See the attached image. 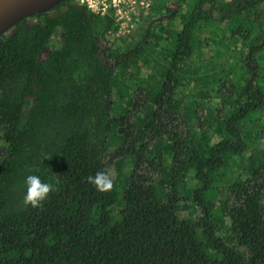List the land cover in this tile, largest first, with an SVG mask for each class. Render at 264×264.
Instances as JSON below:
<instances>
[{
	"label": "trees",
	"instance_id": "obj_1",
	"mask_svg": "<svg viewBox=\"0 0 264 264\" xmlns=\"http://www.w3.org/2000/svg\"><path fill=\"white\" fill-rule=\"evenodd\" d=\"M73 1L0 38V264H264V160L248 169L246 159L264 119V24L255 37L234 31L238 55L211 57L217 68L201 86L216 100L226 97L224 109H214L217 131L194 132L179 98L186 77L207 67L193 41L213 36L215 12L233 22L264 0H231L228 9L212 0H172L165 14L178 27L161 22L120 56L102 46L116 21ZM60 32V47L42 59ZM123 73L129 84L118 82ZM115 82L133 94V109L149 110L143 132L170 143V160L148 158L150 141L135 145L131 111H116ZM110 141L130 169L120 188L113 182L101 193L87 178L110 175ZM233 166L242 172L227 186L223 237L210 196ZM156 173L167 175L165 186L155 183ZM27 175L55 189L37 208L22 203ZM185 181L193 186L197 221L179 215Z\"/></svg>",
	"mask_w": 264,
	"mask_h": 264
},
{
	"label": "rangeland",
	"instance_id": "obj_2",
	"mask_svg": "<svg viewBox=\"0 0 264 264\" xmlns=\"http://www.w3.org/2000/svg\"><path fill=\"white\" fill-rule=\"evenodd\" d=\"M146 1V0H145ZM172 0H151L150 6L148 8H143V12L140 14V17H136L133 24H131L130 29L124 31L122 30L121 26L117 24L114 17L109 14L107 16H103L102 14H92L96 16H100L102 18L110 17L111 19L115 20L114 22V29L112 32L108 33L106 36V41L102 43L103 48L106 47L117 51L118 56L122 54L128 48L134 49L135 47L139 46L148 30L152 32H158V27L162 22L164 25H168V27H178L179 21L169 23L168 15L165 14V5ZM183 1V0H182ZM223 7L229 8V4L231 0H212ZM189 3H194V0H188ZM75 5V0L72 2ZM147 4V3H146ZM185 6L187 4H184ZM191 8L190 6L187 9H183L182 14L180 17H184L189 15V11ZM221 10H218L214 14L213 22V36L208 41L199 40L196 37L193 41V45L197 54L203 55L205 54L206 57V65L204 69H202V76L193 75L192 72L190 77H186L183 81L181 92H180V103L182 106V113L184 117L187 119L190 128L196 132L202 128L211 129L217 131V118L214 116V109H221L225 104L226 97L222 96L216 100L214 94L209 92L208 88L205 86H201L202 83L207 81L209 70L217 68V63L211 57H218V60H228V52H234L235 54H239L240 52V44L239 41L234 35V31L237 29H248L250 30L252 35L255 37L260 29H258V24H264V3L260 4L255 11H252L246 18L237 21H229V20H222L221 19ZM58 13L55 12L52 15H56ZM256 21V22H255ZM34 20H31L30 23H34ZM258 22V23H257ZM215 29L218 35V38L215 39ZM63 39V33L60 32L56 38L54 39L53 43L42 55V59L46 57L48 51L54 50L55 48H59ZM162 43H160L161 45ZM166 44H162L160 47H166ZM155 50L154 48H152ZM148 55V54H146ZM231 59V58H230ZM163 64H168V61L165 60L164 62L160 59H157ZM215 62V63H214ZM110 63H115L114 59L110 61ZM199 62L196 63L198 65ZM264 67V63L262 64ZM125 73L122 74L123 77H118L117 80L119 83L124 81L126 84L128 83L127 78L128 75L124 77ZM162 74H158V77H161ZM115 93L117 94V102H116V111L119 113L123 107H128L131 111V120L133 125L136 127L135 137L133 142L138 148H141L142 145L150 139L146 138V133L144 134V128L146 126V122L150 117V113L148 109H140L136 110L133 109L131 104V99L133 94L129 92L127 86L117 84L115 82ZM118 90V93H117ZM147 100L150 101V97L146 96ZM149 97V98H148ZM150 109V108H149ZM117 113H115L116 115ZM263 131V132H261ZM143 132V133H142ZM149 138V137H148ZM250 145L247 151L246 159L248 162H251L250 165H247L248 169L251 166H256L258 163L264 160V119L262 122L261 128L258 129L254 137H251ZM121 151V147L116 144L115 141H110L109 146L107 149V155L105 157V162L108 165L110 176L113 182L117 185V187H121L123 182L124 174L130 169L129 164H126L124 159L119 157V153ZM5 153V148L0 143V158ZM172 148L170 143L167 140L163 141H150V149L147 151L146 155L148 158L154 157H165L166 159H171ZM247 162V163H248ZM246 170V169H245ZM228 176L218 181L216 184V191H214L210 199L213 205V211L215 214V220L218 224H220L221 228L219 234L223 237L228 236L227 232V220L224 218V212L227 206V198H228V191L227 186L230 181H234L236 177L242 172V170H237L236 166H233L228 171ZM248 172V170H247ZM243 176L246 177V172H243ZM167 175L164 173V177L159 173L154 174V181L158 186L163 187L166 185L165 180ZM183 190H182V202L178 206L179 215L181 218L186 220H194L197 221L200 217L199 209L194 205L191 200V192L193 186L190 182L185 181L183 183ZM168 189L169 186H166L165 189ZM231 243V242H230Z\"/></svg>",
	"mask_w": 264,
	"mask_h": 264
},
{
	"label": "water",
	"instance_id": "obj_3",
	"mask_svg": "<svg viewBox=\"0 0 264 264\" xmlns=\"http://www.w3.org/2000/svg\"><path fill=\"white\" fill-rule=\"evenodd\" d=\"M67 0H0V38L24 20L54 10Z\"/></svg>",
	"mask_w": 264,
	"mask_h": 264
},
{
	"label": "built area",
	"instance_id": "obj_4",
	"mask_svg": "<svg viewBox=\"0 0 264 264\" xmlns=\"http://www.w3.org/2000/svg\"><path fill=\"white\" fill-rule=\"evenodd\" d=\"M151 0H75V6L87 8L93 13L107 16L111 14L122 30L130 29L143 8L150 6ZM147 3V4H146Z\"/></svg>",
	"mask_w": 264,
	"mask_h": 264
},
{
	"label": "clouds",
	"instance_id": "obj_5",
	"mask_svg": "<svg viewBox=\"0 0 264 264\" xmlns=\"http://www.w3.org/2000/svg\"><path fill=\"white\" fill-rule=\"evenodd\" d=\"M87 179L101 193L109 192L114 187L113 180L106 171L97 172L95 176H89ZM24 184L26 191L23 194L22 203L25 207L41 206L55 190L50 183L43 182L39 175H27Z\"/></svg>",
	"mask_w": 264,
	"mask_h": 264
}]
</instances>
